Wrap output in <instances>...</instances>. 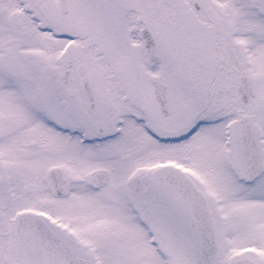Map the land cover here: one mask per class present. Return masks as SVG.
Returning a JSON list of instances; mask_svg holds the SVG:
<instances>
[{
  "label": "snow or ice",
  "instance_id": "6c2138e0",
  "mask_svg": "<svg viewBox=\"0 0 264 264\" xmlns=\"http://www.w3.org/2000/svg\"><path fill=\"white\" fill-rule=\"evenodd\" d=\"M0 264H264V0H0Z\"/></svg>",
  "mask_w": 264,
  "mask_h": 264
}]
</instances>
